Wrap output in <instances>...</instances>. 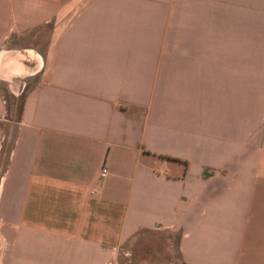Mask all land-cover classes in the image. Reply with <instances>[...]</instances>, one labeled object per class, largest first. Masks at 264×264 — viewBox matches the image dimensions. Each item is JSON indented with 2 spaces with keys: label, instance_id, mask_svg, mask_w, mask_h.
Here are the masks:
<instances>
[{
  "label": "crops",
  "instance_id": "crops-1",
  "mask_svg": "<svg viewBox=\"0 0 264 264\" xmlns=\"http://www.w3.org/2000/svg\"><path fill=\"white\" fill-rule=\"evenodd\" d=\"M0 78L8 264H264V0H0Z\"/></svg>",
  "mask_w": 264,
  "mask_h": 264
},
{
  "label": "rangeland",
  "instance_id": "rangeland-1",
  "mask_svg": "<svg viewBox=\"0 0 264 264\" xmlns=\"http://www.w3.org/2000/svg\"><path fill=\"white\" fill-rule=\"evenodd\" d=\"M22 80V82H20ZM18 80L20 85L11 90V82L0 78V91L11 101L13 115L16 116L21 108L22 98L27 91L29 84L24 79ZM13 133L6 139V148L12 145ZM155 238L150 243L143 244L139 250L135 251L134 258L118 251L116 257L111 258L106 264H173L181 260L178 250V232L174 230H160L154 233ZM12 242L4 233V228L0 223V264H8V255ZM137 255V256H136Z\"/></svg>",
  "mask_w": 264,
  "mask_h": 264
},
{
  "label": "built area",
  "instance_id": "built-area-1",
  "mask_svg": "<svg viewBox=\"0 0 264 264\" xmlns=\"http://www.w3.org/2000/svg\"><path fill=\"white\" fill-rule=\"evenodd\" d=\"M12 90H13V92H16L15 89H12ZM107 170H108V168H107L106 166H104V167L102 168V171H101L102 176H105V175L107 174Z\"/></svg>",
  "mask_w": 264,
  "mask_h": 264
}]
</instances>
